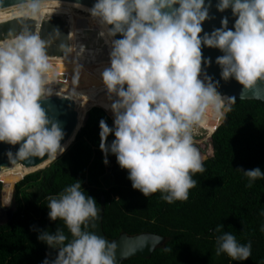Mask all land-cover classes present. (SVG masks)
<instances>
[{"label": "clouds", "instance_id": "clouds-1", "mask_svg": "<svg viewBox=\"0 0 264 264\" xmlns=\"http://www.w3.org/2000/svg\"><path fill=\"white\" fill-rule=\"evenodd\" d=\"M209 6L205 0H95L86 8L112 38L108 66L101 72L110 99L105 109L113 116L112 127L99 121L103 163L114 155L134 190L146 198L159 192L168 204L186 201L197 185L193 177L205 171L193 144L199 125L209 114L225 119L230 110L226 100H235L222 96L211 77H202V62L209 63L202 46L222 53L215 61L220 77L241 85L240 97L264 84V0H217L218 12L231 8L233 28L228 29L225 17L220 28L201 36ZM39 7V0H26L30 13ZM47 48L48 41L28 30L0 43V142L19 145L14 155L7 153L12 161L56 160L66 149L59 124L41 106L52 95ZM110 134L114 139L107 143ZM237 170L247 178L246 187L264 179L259 167ZM75 181L49 197L47 205L48 218L62 220L71 239L59 228L42 231L37 239L58 249L52 264H116V245L85 230L95 227L101 209ZM222 229L220 224L216 231ZM215 245V255L233 261L243 262L252 254L251 241L241 244L231 232L217 236Z\"/></svg>", "mask_w": 264, "mask_h": 264}, {"label": "trees", "instance_id": "trees-1", "mask_svg": "<svg viewBox=\"0 0 264 264\" xmlns=\"http://www.w3.org/2000/svg\"><path fill=\"white\" fill-rule=\"evenodd\" d=\"M229 107L212 134L213 155L203 161L205 171L193 177L196 187L189 190L186 201L172 204L163 201L159 192L146 198L134 190L114 155H108L107 165L103 163L99 121L112 127L113 119L102 108L92 107L84 125L75 130L73 143L48 167L0 176L3 181L20 179L14 187L16 210L9 222L0 224V264H42L47 250L37 239L42 231L55 233L59 228L71 239L62 220L48 218L47 205L49 197L75 180L81 182L85 195L94 198L97 208L104 207L102 226L109 238L120 232L165 237L163 247L151 257H133L122 264H264V216L260 215L264 179L249 188L247 178L237 170L259 167L264 172V102L235 99ZM113 139L110 134L107 143ZM1 189L0 181V195ZM220 224L223 229L217 232ZM85 230L92 231L90 226ZM223 232H231L241 244L251 241V256L241 262L215 255L216 237Z\"/></svg>", "mask_w": 264, "mask_h": 264}, {"label": "water", "instance_id": "water-1", "mask_svg": "<svg viewBox=\"0 0 264 264\" xmlns=\"http://www.w3.org/2000/svg\"><path fill=\"white\" fill-rule=\"evenodd\" d=\"M40 1V0H39ZM72 2L91 8L95 0H58ZM26 3V0H0V9ZM209 18L202 23L201 36L204 33L211 32L221 26L223 18L228 19V29H232L235 23V17L232 15L231 8L224 12H218L216 9L217 0H205L209 5ZM24 30L38 33L42 39L48 41L47 54L52 57H65L70 52V23L65 14H43L40 19L29 16H20L14 19L0 23V40L5 37L17 35ZM116 39L121 38L119 35ZM202 57L207 59V65L202 62V77L204 75L211 77L212 81L217 82V91L224 97H235L243 100H260L264 102V84H257L256 88L250 89L240 97L242 86L235 80L229 79L224 81L220 77V67L215 63L216 58L222 53L215 48L202 46ZM52 72L48 87L51 90V96L41 101V106L45 109L46 114L51 120L58 123L64 133L61 140L62 145L68 144L72 130L83 120V125L88 118L87 103L98 104L108 116L113 119L112 113L105 109L110 104V99L104 90L101 82V72L108 66L107 56H97L90 60H79L69 62L50 63ZM227 101V100H226ZM229 106V103L227 104ZM215 120L209 114L204 122L199 125L198 131L194 134L193 141H203L210 139L217 127L224 121H219L217 126L210 125ZM70 146V145H69ZM68 146V147H69ZM19 145H8L0 142V175L29 173L37 166H43L49 161L47 157H32L29 160L12 161L8 158L7 153L10 151L13 155L18 150ZM50 164V163H49ZM48 164V166H49ZM15 187V185H14ZM5 184L2 182L0 195V212L5 214V219L0 224H5L11 220L13 212L16 210L14 199V188L11 197V205L8 209L2 206V196ZM100 218L95 222V227H91L94 234L100 236L110 243L116 245V264H122L124 261L133 258H149L152 253L163 247L165 237L152 232H141L129 234L120 232L115 238H109L102 226V216L104 207H100ZM158 238L160 239L157 242ZM58 249L47 245L46 259L49 264L55 260Z\"/></svg>", "mask_w": 264, "mask_h": 264}, {"label": "rangeland", "instance_id": "rangeland-1", "mask_svg": "<svg viewBox=\"0 0 264 264\" xmlns=\"http://www.w3.org/2000/svg\"><path fill=\"white\" fill-rule=\"evenodd\" d=\"M54 4H56L55 1L40 2V7L35 14L30 13L29 11L26 10V4L0 10V23L20 16H29V17H34L36 19H40L43 14H47L46 12L47 9L54 7ZM60 9L64 10L63 13L67 14L68 16L73 13L81 15L84 21L83 31L85 32L86 36L84 37V35H80L78 33H70V39H71L70 43L72 47V52L65 57L49 56L50 57L49 61H59V60H64L66 58H70L72 56H81L84 54H89L88 57L95 55H108L112 38L107 35L106 27L99 24L97 20L93 19L89 15L86 8L76 4L59 3V5H57L55 9L56 11H50L48 14H54V13L61 14L60 13L61 11H59ZM101 33H103V35ZM228 103H230V101ZM193 144L198 149L203 161L213 155V148L210 139L206 141H198V142L194 141ZM0 181L3 182L2 180ZM16 182H14L11 186H5L4 188V193L2 198L10 199L6 203L2 202V206L5 209H8L11 205V196H12L11 193L13 191ZM3 219H5V214L3 212H0V221Z\"/></svg>", "mask_w": 264, "mask_h": 264}, {"label": "bare ground", "instance_id": "bare-ground-1", "mask_svg": "<svg viewBox=\"0 0 264 264\" xmlns=\"http://www.w3.org/2000/svg\"><path fill=\"white\" fill-rule=\"evenodd\" d=\"M48 1H55L56 2V4H54V7H52V8H49V9H47V13H49L50 11H56L55 9H56V7H57V5H59V3H70V4H75V3H72V2H65V1H58V0H40L39 2H48ZM23 4H26V3H23ZM23 4H19V5H15V6H20V5H23ZM76 5H79V4H76ZM15 6H11V7H15ZM80 6H82V7H84V8H88V7H86V6H83V5H80ZM11 7H7V8H11ZM7 8H3V9H0V10H4V9H7ZM59 11H61L60 13L61 14H64L63 12H64V10H62V9H60ZM67 19H68V22L70 23V33H78V34H80V35H84V37L86 36L85 35V32L83 31L84 30V21H83V19H82V17H81V15H79V14H76V13H73V14H71V15H67ZM15 37V35H13V36H11V37H5V38H3L2 40H0V43H6V42H9V41H11L13 38ZM72 52V47H71V43H70V52L69 53H71ZM88 55L89 54H84V55H81V56H72V57H70V58H66V59H64V60H59V61H50V63H58V62H69V61H79V60H90V59H92V58H94V57H97V56H107L108 57V55H95V56H91V57H88ZM49 60H50V57H49ZM229 101L227 100L226 101V105H227V103H228ZM95 105H98V104H92V103H87V111H88V109L89 108H91L92 106H95ZM84 120V119H83ZM83 120L72 130V133H71V136H70V138H69V141H68V144H67V146H66V149L68 148V146L72 143V137H73V135H74V132H75V130L81 125H83ZM218 123H219V121H217L216 119L215 120H212V123H210V124H208V125H206V126H208V127H210V125H214V126H217L218 125ZM206 140H208V139H205V140H203V141H206ZM194 142V141H193ZM196 142H198V141H196ZM65 149V150H66ZM65 152V151H64ZM63 152V153H64ZM62 155V154H61ZM61 155H59L58 157H60ZM57 157V158H58ZM52 161H54V160H49L47 163H45L44 165H47V164H49V163H51ZM43 165V166H44ZM39 167H41V166H37L35 169H38ZM46 167H48V165L46 166ZM35 169H33V170H35ZM15 174H18V175H23V174H19V173H14V174H11V176H13V175H15ZM25 174V173H24ZM0 176H2V177H11V176H7V175H5V174H2V175H0ZM24 177V176H23ZM3 181V180H2ZM3 183L5 184V186H11L14 182H11V181H3ZM13 192V191H12ZM12 194V193H11ZM12 197V196H11ZM10 199H3L2 198V201L4 202V203H6V202H8Z\"/></svg>", "mask_w": 264, "mask_h": 264}, {"label": "flooded vegetation", "instance_id": "flooded-vegetation-1", "mask_svg": "<svg viewBox=\"0 0 264 264\" xmlns=\"http://www.w3.org/2000/svg\"><path fill=\"white\" fill-rule=\"evenodd\" d=\"M48 14V13H47ZM65 14V13H64ZM65 15H67V14H65Z\"/></svg>", "mask_w": 264, "mask_h": 264}]
</instances>
